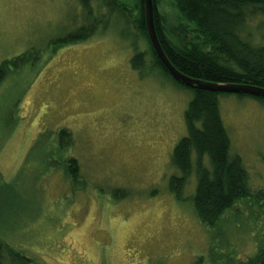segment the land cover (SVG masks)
Segmentation results:
<instances>
[{
    "label": "rangeland",
    "instance_id": "1",
    "mask_svg": "<svg viewBox=\"0 0 264 264\" xmlns=\"http://www.w3.org/2000/svg\"><path fill=\"white\" fill-rule=\"evenodd\" d=\"M83 24L77 0H0V65L29 51L33 58L0 85L6 245L31 261L24 264H229L230 253L238 264L264 250V102L218 97L254 198L208 229L194 207L195 174L181 200L170 187L193 93L161 71L135 72L136 51L150 62L148 42L124 38L118 20L85 42L56 43ZM249 29L264 43V19ZM62 129L71 139L57 145ZM69 158L83 185L66 180ZM120 189L127 197L116 200Z\"/></svg>",
    "mask_w": 264,
    "mask_h": 264
},
{
    "label": "trees",
    "instance_id": "2",
    "mask_svg": "<svg viewBox=\"0 0 264 264\" xmlns=\"http://www.w3.org/2000/svg\"><path fill=\"white\" fill-rule=\"evenodd\" d=\"M77 1L83 11L84 24L56 43L85 42L99 28L111 20H118L129 31L128 38H124L141 37L148 42L150 62L146 61L145 53L136 51L130 61L135 72L152 75L161 71L173 83L193 93L185 112L187 136L174 148L171 157V164L179 175L171 177L170 187L181 200L194 173L197 181L193 198L196 215L202 225L213 229L227 211L239 202L254 198L241 159L231 156L230 139L218 106V97L225 94L187 88L169 76L147 37L144 0ZM153 4L159 41L180 72L204 82L251 85L264 89V43L256 42L249 29L252 22L264 19V0H153ZM27 63H33L30 51L4 61L0 65V85L11 73V67L15 70ZM252 98L264 102L262 98ZM57 138V145L65 144L66 140L70 142L71 133L62 129ZM54 148H57L56 152L58 146ZM53 155L47 160H52ZM49 164L52 165L51 162ZM64 175L72 186L84 183L80 167L73 158L65 163ZM114 197L116 200L123 199L127 193L123 189L115 190ZM256 200L259 201V198L256 197ZM6 225L0 224V264L5 257L13 264L17 261L21 264L31 262L6 245ZM233 255L224 256L229 264H234ZM202 262L203 259H199V264ZM238 264H264V250Z\"/></svg>",
    "mask_w": 264,
    "mask_h": 264
},
{
    "label": "water",
    "instance_id": "3",
    "mask_svg": "<svg viewBox=\"0 0 264 264\" xmlns=\"http://www.w3.org/2000/svg\"><path fill=\"white\" fill-rule=\"evenodd\" d=\"M154 4L153 0H144V15H145V28L149 43L169 76L177 83L187 88H198L206 91L221 93V94H235L246 95L256 98L264 99V89L251 85H239V84H215L204 82L191 78L182 72H180L169 60L164 52L162 45L159 41L154 20Z\"/></svg>",
    "mask_w": 264,
    "mask_h": 264
}]
</instances>
